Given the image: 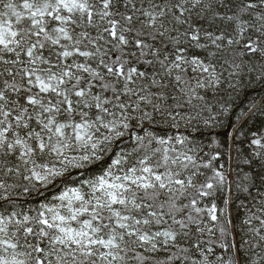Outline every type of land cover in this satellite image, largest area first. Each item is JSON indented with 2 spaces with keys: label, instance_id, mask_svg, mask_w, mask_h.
<instances>
[{
  "label": "snow or ice",
  "instance_id": "snow-or-ice-1",
  "mask_svg": "<svg viewBox=\"0 0 264 264\" xmlns=\"http://www.w3.org/2000/svg\"><path fill=\"white\" fill-rule=\"evenodd\" d=\"M0 264H264V0H0Z\"/></svg>",
  "mask_w": 264,
  "mask_h": 264
}]
</instances>
